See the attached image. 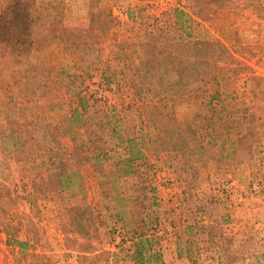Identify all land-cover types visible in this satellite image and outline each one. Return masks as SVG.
I'll return each mask as SVG.
<instances>
[{
    "label": "trees",
    "instance_id": "obj_1",
    "mask_svg": "<svg viewBox=\"0 0 264 264\" xmlns=\"http://www.w3.org/2000/svg\"><path fill=\"white\" fill-rule=\"evenodd\" d=\"M231 2L188 0V7L178 5L160 17L146 18L133 38L106 47L114 24L110 13L90 6L87 20L71 22L62 1L2 0L0 74L8 75V87L16 90V96L10 95L1 111L0 143H10L14 161L25 172L22 178L29 175L24 167L29 160L40 161L41 183L53 180V189L59 192L71 182L72 167L91 166L108 194L109 173L116 175L120 185L134 177V195L120 192L127 196L133 216L140 196V205L144 199L149 206L155 203L153 196L146 197L152 189L137 179L138 163L149 157L165 156L169 168L182 176L208 162H214L218 171L231 170L239 151L250 163L261 159L264 164V78L250 72L220 40L205 36L201 25ZM250 2L264 21L263 1ZM52 47L76 53V58L58 67L35 57ZM92 74L99 77L103 92L115 85L129 102L120 106L92 103L95 95L84 84ZM243 74L247 77L239 91L233 81ZM51 98L69 99L61 123V135L72 146L69 162L48 150L45 156L34 145L38 136L27 125V105ZM185 111L189 114L183 115ZM32 186L33 191H23L22 199L38 190L37 183ZM16 198L20 197L8 187L0 188V229L2 216ZM185 200V210L194 217L200 212L204 218L208 215L205 206L193 209ZM191 224L195 223H188L185 231L194 229ZM208 225L210 255L219 257L222 248L213 232L218 225L213 221ZM132 231L126 249L130 262L165 264L153 249V237L142 219L133 221ZM16 244L26 246L21 241ZM176 249L178 257L197 263L199 247L193 238L179 237Z\"/></svg>",
    "mask_w": 264,
    "mask_h": 264
},
{
    "label": "rangeland",
    "instance_id": "obj_2",
    "mask_svg": "<svg viewBox=\"0 0 264 264\" xmlns=\"http://www.w3.org/2000/svg\"><path fill=\"white\" fill-rule=\"evenodd\" d=\"M56 1L66 4V18L71 22L87 20L90 6L110 13L114 24L106 47L113 41L133 38L146 18L160 17L167 9L178 5L185 8L189 5L188 0ZM250 6V0H232L211 22L201 25L205 36L220 40L250 72L264 78V21ZM35 57L46 65L60 67L71 64L76 53L52 47ZM246 77L243 74L233 81L239 91L244 88ZM8 80L6 73L0 74V126L3 124L1 111L8 97L16 96V90L8 87ZM84 84L95 95L92 103L96 105L120 106L129 102L125 92L115 85L103 92L97 74H92ZM68 105L67 98L42 99L29 103L24 112L29 130L38 136L34 145L44 151L43 154L48 150L49 154H56L66 162H69L72 146L61 135V123ZM261 153L264 157V140ZM14 157L10 143H0V188L8 187L20 197L2 216L0 264H132L126 249L136 219L143 220L147 234L153 237V249L158 252L165 249L167 264H189L186 258L177 261L173 248L176 239L185 240L188 236L199 247L196 264H264V164L261 159L250 163L246 154L239 151L231 170L218 171L214 162H208L182 176L169 168L170 162L165 156L149 157L138 163L137 179L152 189L146 197L153 196L155 203L149 206L144 199L140 205L143 199L140 196L133 205L137 208L132 216L124 199L127 196L121 193L134 195V177L121 181L120 185L116 175L109 173L108 194L100 188L91 166L72 167L71 182L59 192L53 189L55 181L46 179L41 183L39 175L43 168L39 160H29L23 165L29 175L22 178L25 172ZM36 183L38 190L28 199H22L23 193L28 189L33 191L32 184ZM185 199H189L193 209L205 206L208 215L204 218L200 212L194 217L185 210ZM209 221L218 225L213 232L222 248L219 257L210 255L208 249ZM193 222L194 229L185 231L188 223ZM16 241L26 246L20 248Z\"/></svg>",
    "mask_w": 264,
    "mask_h": 264
},
{
    "label": "crops",
    "instance_id": "obj_3",
    "mask_svg": "<svg viewBox=\"0 0 264 264\" xmlns=\"http://www.w3.org/2000/svg\"><path fill=\"white\" fill-rule=\"evenodd\" d=\"M0 3H2L1 0H0ZM0 7H1V5H0ZM169 248H170V246H169ZM173 248H174V256L177 259V261H184V258L183 259L182 258L180 259V257H178V255H177L176 240L173 243ZM173 248H172V250H173ZM159 252L162 254V259H163L164 263L167 264L166 261L164 260V258H165V256H164L165 249H162L161 251L159 250Z\"/></svg>",
    "mask_w": 264,
    "mask_h": 264
}]
</instances>
